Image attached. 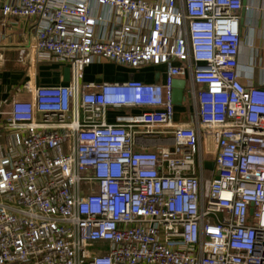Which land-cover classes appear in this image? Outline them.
I'll list each match as a JSON object with an SVG mask.
<instances>
[{
    "label": "built area",
    "instance_id": "obj_1",
    "mask_svg": "<svg viewBox=\"0 0 264 264\" xmlns=\"http://www.w3.org/2000/svg\"><path fill=\"white\" fill-rule=\"evenodd\" d=\"M243 1L0 0L70 68L0 102V264H264V83L238 71ZM101 60L165 69L86 81Z\"/></svg>",
    "mask_w": 264,
    "mask_h": 264
},
{
    "label": "crops",
    "instance_id": "obj_2",
    "mask_svg": "<svg viewBox=\"0 0 264 264\" xmlns=\"http://www.w3.org/2000/svg\"><path fill=\"white\" fill-rule=\"evenodd\" d=\"M242 19L241 11L243 37L238 71L244 83L258 85L264 83V0H247L246 15L244 21ZM38 23L26 17L0 19V102L10 101L15 94L27 98L19 90L31 72L35 73L39 85L55 86L69 82L65 80L68 66L51 60L45 51L32 45L35 33L40 31ZM164 69L147 66L134 72L125 66L101 60L86 67L85 80L104 82L136 78L151 83L159 80ZM143 70L142 74L136 73ZM176 110L178 119L190 117L187 103L177 106ZM116 113V110L111 111L110 118L114 119Z\"/></svg>",
    "mask_w": 264,
    "mask_h": 264
},
{
    "label": "water",
    "instance_id": "obj_3",
    "mask_svg": "<svg viewBox=\"0 0 264 264\" xmlns=\"http://www.w3.org/2000/svg\"><path fill=\"white\" fill-rule=\"evenodd\" d=\"M243 4L244 6L242 8V17L244 19L246 15V10H247V0H244ZM243 19L242 21H244ZM65 80L66 81L70 80V68L69 67L66 69ZM186 83H187L186 80L182 78H176L173 82V87H174L173 102L176 106H182L186 100V94H185Z\"/></svg>",
    "mask_w": 264,
    "mask_h": 264
},
{
    "label": "rangeland",
    "instance_id": "obj_4",
    "mask_svg": "<svg viewBox=\"0 0 264 264\" xmlns=\"http://www.w3.org/2000/svg\"><path fill=\"white\" fill-rule=\"evenodd\" d=\"M35 35H38L37 32L35 33ZM63 64H64V63H63ZM126 68H128V67H126ZM157 68H158L159 70H163V69H164V66H163V65H160V66H157ZM128 69H130V68H128ZM130 70H132V69H130ZM144 71H145V70H143V71H139V72H136V73H137V74H140V73L142 74ZM134 72H135V71H134ZM206 166L209 167V168H211V167L213 166V162H211V161L207 162Z\"/></svg>",
    "mask_w": 264,
    "mask_h": 264
}]
</instances>
